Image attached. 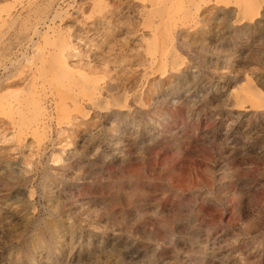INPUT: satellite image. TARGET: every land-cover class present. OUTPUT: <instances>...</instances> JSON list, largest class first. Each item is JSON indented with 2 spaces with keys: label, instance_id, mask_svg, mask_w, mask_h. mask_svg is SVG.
Returning a JSON list of instances; mask_svg holds the SVG:
<instances>
[{
  "label": "rangeland",
  "instance_id": "obj_1",
  "mask_svg": "<svg viewBox=\"0 0 264 264\" xmlns=\"http://www.w3.org/2000/svg\"><path fill=\"white\" fill-rule=\"evenodd\" d=\"M100 1L54 3L121 87L95 109L26 87L10 61L46 0L0 2L24 11L0 13V264H264V2H200L172 64L138 12L92 34Z\"/></svg>",
  "mask_w": 264,
  "mask_h": 264
},
{
  "label": "bare ground",
  "instance_id": "obj_2",
  "mask_svg": "<svg viewBox=\"0 0 264 264\" xmlns=\"http://www.w3.org/2000/svg\"><path fill=\"white\" fill-rule=\"evenodd\" d=\"M3 1H5V0H0V2H3ZM55 1L56 0H46L45 4H37L35 6L32 5L33 7H31V9L29 10L30 14L28 16H30V15L35 16V21L30 22V23H26L24 25L25 32L23 34V38L21 41V43L23 45V46L21 45L22 49H23V50H21V58L15 60V61L11 60L12 62L10 61V64H11L10 67L14 68L13 71L20 70L21 67H23V69H21V74L23 75L21 80L24 83H27L26 87H28V88H29L30 84L32 83L31 78H35L34 74L37 73V74H40V76L42 78V84H43L45 90H47L52 95L57 94L58 96L63 97V99L68 96L69 98H72L74 100L78 99V97H80V95H82L80 98L83 97V103L82 102H81V104L79 103L80 106L92 107L94 109L95 108H103V107H105V103H104L105 99L108 97H110V98L114 97L117 89L121 88V87H118L119 85H117V84L116 85L112 84L113 82H111V83L106 82L107 83L106 85L101 84L100 80H102L106 77H109V76L112 77L111 69L109 68L108 64H106L105 66L100 65L101 63H98L99 61H98V59H95L96 57L93 56V53L92 54H90L91 52L89 53L87 46L84 45L85 46L84 47L82 45L83 38L80 37L81 35L80 36L79 35L74 36V35H70V34L68 35L63 30H60L59 27L57 29L56 20L58 18H62L63 12L61 13L60 11L54 9ZM77 1H79V0H77ZM104 1H107V0H101L100 1V2H102V4H100L101 8H100L99 13H97L95 10V6L99 3H94L93 5L90 6V8L92 10H95L91 13H94L97 15L101 14L100 16L102 17V19L100 20L99 23L93 22L95 27L93 28L94 30H93L92 34L96 35L97 31L101 32V30L102 31H105V30L113 31L115 29L114 26L119 22L120 18L123 15H124L123 17H125V16L129 17L130 14L138 12L139 15L142 14L144 16V21H147L148 24H150V25H155L156 29L154 30L155 34H154L153 40L156 43V49L159 50L160 48H162V49L166 50L165 53L162 52L161 60H164L167 63L175 64L177 62V60L179 59L175 50L178 48L180 50V47H184L186 44L189 43L187 40L183 39V37L186 33L185 32L186 30L182 29V28H185L186 26H188L190 23L193 22L194 19L197 18L200 7H201L200 2L202 3L203 1H206V0H162V2H156V3L153 2L151 4V6H143L142 8L134 6L130 2V0H112L114 3L109 8V4H106ZM259 1L264 2V0H259ZM238 2H240V1L238 0ZM252 2H253L252 0H248V4H252ZM226 5H228V4H226ZM56 6L59 7L58 4ZM0 8H2V6ZM107 8H109V10H107ZM84 9H86V7ZM225 10H226V8H224V7H219L216 9L220 18L225 17V15L223 14L225 12ZM23 12L24 11H21L18 14V16H16V17H14L16 14L13 16L12 12H10V11H8L7 13H4V11H3L2 13L6 14V16L9 17L10 21L13 23L22 17ZM117 17H118V19H117ZM2 18H4V15L3 16L0 15V21ZM121 22L122 21L120 20V23ZM179 26H182L180 28V29H182V30H180L181 32L180 31L177 32V30H176ZM113 27H114V29H112ZM159 29H162V30H159ZM94 38H95V36H94ZM41 39L44 41V44L41 43ZM97 44H99V43H97ZM114 44H116V43H114ZM114 44L110 43V46L114 45ZM114 46H116V45H114ZM146 47H148V45ZM113 48L114 47L112 46L110 51L113 50ZM7 49L10 50L9 48H4L3 52L0 54V57H1V55L3 56L5 53L7 54ZM2 62L3 61H1V63ZM122 64H124V63H122ZM149 66H151V65H149ZM10 67H9V65H8V67L5 65L3 71L9 70ZM161 69L162 68L160 67L157 69V71H161ZM14 74H15V72L12 73V70H9V72L5 75L7 77H11V75H14ZM131 76H132V74H131ZM111 80H112V78H111ZM131 87H133V86H131ZM257 89L255 86L252 85L250 87V90H249L248 94L246 95V97L251 99V100H254L256 102L255 104L258 108H264V95L257 94V93H259V92H257L258 91ZM252 90H256L257 93L256 92L253 93ZM86 101L88 102L87 103L88 105L85 104ZM77 102H78V100H77ZM253 104H254V102H253ZM35 107H37V106H35ZM35 107H33V109ZM195 107H196V105H195ZM20 110H21V108H20ZM42 112H44V111H42ZM117 116H120V115H117ZM139 123L141 124V122H139Z\"/></svg>",
  "mask_w": 264,
  "mask_h": 264
}]
</instances>
